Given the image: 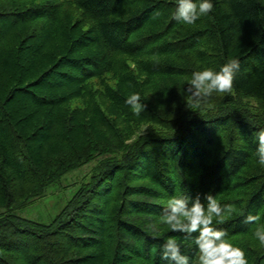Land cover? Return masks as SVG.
Masks as SVG:
<instances>
[{
    "label": "trees",
    "instance_id": "trees-1",
    "mask_svg": "<svg viewBox=\"0 0 264 264\" xmlns=\"http://www.w3.org/2000/svg\"><path fill=\"white\" fill-rule=\"evenodd\" d=\"M175 0H0V264H162L174 195L211 193L249 264L264 223V0H214L193 25ZM239 58L229 93L187 109L192 72ZM140 93L146 109L125 103ZM98 161L50 224L16 215L69 173ZM195 235V234H193Z\"/></svg>",
    "mask_w": 264,
    "mask_h": 264
},
{
    "label": "clouds",
    "instance_id": "clouds-1",
    "mask_svg": "<svg viewBox=\"0 0 264 264\" xmlns=\"http://www.w3.org/2000/svg\"><path fill=\"white\" fill-rule=\"evenodd\" d=\"M173 19L184 25H193L201 17L214 9V0H175ZM241 70L239 58H229L219 70L205 67L194 71L187 82V109L206 105L214 94L229 93ZM125 103L139 116L147 107L141 94L136 92L127 97ZM258 143L255 160L264 168V129L255 135ZM234 204H222L211 193H198L193 197L188 194L174 195L168 199L159 220L151 226L155 235L160 234V226L165 225L171 232L184 234L198 252V264H249L246 252L236 246L229 238L228 231L216 225L240 212ZM259 214H249L244 218L245 224L257 225L252 236L259 245L264 246V223ZM195 234V235H193ZM162 264H190V257L182 251V244L175 238L166 237L160 245Z\"/></svg>",
    "mask_w": 264,
    "mask_h": 264
},
{
    "label": "rangeland",
    "instance_id": "rangeland-1",
    "mask_svg": "<svg viewBox=\"0 0 264 264\" xmlns=\"http://www.w3.org/2000/svg\"><path fill=\"white\" fill-rule=\"evenodd\" d=\"M98 161H93L84 167L65 176L60 182L52 185L45 196L29 203L15 214L42 224H50L73 198L81 185L87 182ZM5 210L0 209V216Z\"/></svg>",
    "mask_w": 264,
    "mask_h": 264
}]
</instances>
